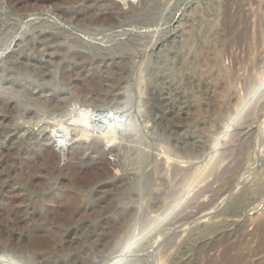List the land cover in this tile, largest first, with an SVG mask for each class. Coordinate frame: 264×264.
Returning a JSON list of instances; mask_svg holds the SVG:
<instances>
[{
  "label": "rangeland",
  "instance_id": "rangeland-1",
  "mask_svg": "<svg viewBox=\"0 0 264 264\" xmlns=\"http://www.w3.org/2000/svg\"><path fill=\"white\" fill-rule=\"evenodd\" d=\"M263 85L264 0H0L2 257L264 264Z\"/></svg>",
  "mask_w": 264,
  "mask_h": 264
},
{
  "label": "bare ground",
  "instance_id": "bare-ground-1",
  "mask_svg": "<svg viewBox=\"0 0 264 264\" xmlns=\"http://www.w3.org/2000/svg\"><path fill=\"white\" fill-rule=\"evenodd\" d=\"M258 1V0H257ZM260 6V5H259ZM258 9H259V7H258ZM253 11V10H252ZM263 21V20H262ZM253 35V34H252ZM250 37H252V36H250ZM250 44V43H249ZM253 46H254V44H253ZM247 52V51H246ZM262 57V56H261ZM243 58V57H242ZM251 66V65H250ZM259 68V67H258ZM253 70H254V68H253ZM249 73V72H248ZM259 73V72H258ZM260 74V73H259ZM262 76H263V74H262ZM260 80H262V79H260ZM256 81V80H255ZM260 82V81H259ZM252 84H254V83H252ZM230 85V84H229ZM264 86V85H263ZM252 89V88H251ZM246 90V89H245ZM248 90V89H247ZM237 91V90H236ZM238 96V95H237ZM244 100V99H243ZM242 103V102H241ZM239 103H237V105H238ZM244 105V104H243ZM239 107V106H238ZM236 109V108H235ZM238 109V108H237ZM79 113V112H78ZM78 113H76V114H78ZM95 113V112H94ZM257 113V112H256ZM76 114H74V115H76ZM80 115L79 116H82V114H84V113H79ZM72 115V114H71ZM73 115V117H74V122L76 123V124H78V125H76V124H71V126H73L74 127V129H75V132H76V129L78 130L79 129V131H81V134L82 135H87V134H90V133H97V132H95L96 131V129H95V127H97V126H94V128H93V123H91V122H88L87 120L85 121V119L82 121L81 119V122L79 121V118L80 117H78L77 118V116H74ZM75 118H77L76 120H75ZM85 118H86V116H85ZM73 119V118H72ZM85 121V122H84ZM242 121V120H241ZM240 121V122H241ZM78 122V123H77ZM82 123V124H81ZM81 124V125H80ZM98 125V124H97ZM95 129V130H94ZM100 129V128H99ZM98 129V130H99ZM107 129H109L108 127H107ZM111 130V129H110ZM70 132H71V130H69ZM101 132H99L98 131V133H99V135L98 136H100V134L103 136L104 135V133H108V132H105V130H104V127L103 128H101V130H100ZM113 133V132H112ZM111 134V133H110ZM109 134V135H110ZM82 135H80V137L82 136ZM91 136H93V135H90V137ZM105 136V135H104ZM103 136V137H104ZM111 136H113V135H111ZM89 137V138H90ZM105 137H107V136H105ZM104 137V138H105ZM82 138V137H81ZM84 138V137H83ZM87 138V137H86ZM60 146V145H59ZM62 147V146H61ZM44 153V152H43ZM218 157V156H217ZM80 169V168H79ZM99 172V171H98ZM89 174V173H88ZM78 175V174H77ZM79 178V177H78ZM75 180H76V178H75ZM78 182V181H77ZM180 185V184H179ZM223 206V205H222ZM66 208V207H65ZM220 209H222V208H220ZM216 211V210H215ZM224 211V210H223ZM259 218V217H258ZM253 220V219H252ZM45 231V230H44ZM240 238V237H239ZM213 248V247H212ZM216 248V247H215ZM199 249V248H198ZM0 255H2L1 253H0Z\"/></svg>",
  "mask_w": 264,
  "mask_h": 264
},
{
  "label": "water",
  "instance_id": "water-1",
  "mask_svg": "<svg viewBox=\"0 0 264 264\" xmlns=\"http://www.w3.org/2000/svg\"><path fill=\"white\" fill-rule=\"evenodd\" d=\"M0 264H12L11 262L7 261L2 255H0Z\"/></svg>",
  "mask_w": 264,
  "mask_h": 264
}]
</instances>
